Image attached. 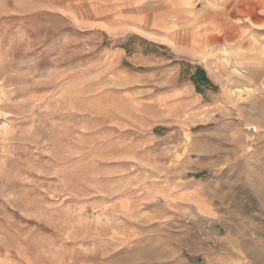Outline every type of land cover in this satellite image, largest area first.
I'll list each match as a JSON object with an SVG mask.
<instances>
[{
  "label": "rangeland",
  "instance_id": "obj_1",
  "mask_svg": "<svg viewBox=\"0 0 264 264\" xmlns=\"http://www.w3.org/2000/svg\"><path fill=\"white\" fill-rule=\"evenodd\" d=\"M0 264H264V0H0Z\"/></svg>",
  "mask_w": 264,
  "mask_h": 264
},
{
  "label": "bare ground",
  "instance_id": "obj_2",
  "mask_svg": "<svg viewBox=\"0 0 264 264\" xmlns=\"http://www.w3.org/2000/svg\"><path fill=\"white\" fill-rule=\"evenodd\" d=\"M228 27V26H227ZM223 28V26H222ZM224 33L222 32V30H219V33H209L206 37L202 38L203 41V46L204 47H208L209 46V42H214L216 43V41H220L222 38V35ZM193 37V36H192ZM192 39V38H191ZM199 39L196 38L195 42L198 43ZM224 46V45H223ZM215 48V47H214ZM212 49V48H211ZM226 50L224 51L225 53H227L228 55L230 54V51L227 50V48H225ZM223 51V50H222ZM230 56V55H229ZM223 57V56H222ZM234 63V62H233ZM225 66V65H224ZM236 72H239L238 69L235 70Z\"/></svg>",
  "mask_w": 264,
  "mask_h": 264
}]
</instances>
